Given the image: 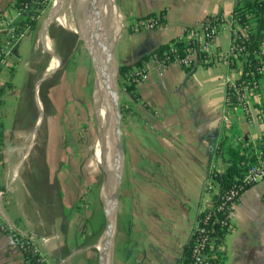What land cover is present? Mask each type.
I'll return each instance as SVG.
<instances>
[{"label":"crops","instance_id":"obj_1","mask_svg":"<svg viewBox=\"0 0 264 264\" xmlns=\"http://www.w3.org/2000/svg\"><path fill=\"white\" fill-rule=\"evenodd\" d=\"M13 1L0 0V17L13 16ZM242 1L249 0H115L123 18L115 60L119 67L135 66L206 18L231 17ZM161 11L166 24L133 32L137 19ZM230 46L231 32L222 30L216 47L228 53ZM56 56L40 31L29 29L0 64V264H86L85 252L77 253L83 248L76 231L67 229L63 233L69 236L59 241L56 221L46 223L45 207L52 204L55 180L59 186L65 170L62 162L54 167L52 148L41 144L45 123L55 112L64 121L67 113V107L47 104L44 90L64 69ZM55 61L60 64L52 69ZM147 68L136 90L139 99L126 95L122 101L126 177L112 264H179L199 215L212 203L216 189L208 187L214 185L210 173L220 142L235 137L234 145L255 144L264 136V120L254 108L252 126L239 109L225 120L226 79L236 76L224 60L198 61L189 69L176 63L163 71ZM262 95L264 100V77ZM14 228L39 237V252L30 260L15 242ZM220 250L226 253L224 264H264V179L240 196Z\"/></svg>","mask_w":264,"mask_h":264},{"label":"rangeland","instance_id":"obj_2","mask_svg":"<svg viewBox=\"0 0 264 264\" xmlns=\"http://www.w3.org/2000/svg\"><path fill=\"white\" fill-rule=\"evenodd\" d=\"M67 1L68 4L71 2ZM48 3L47 9L39 19L37 30L40 33L44 21L53 9L54 0H49ZM68 4L65 13L68 24H71L74 22L75 13ZM11 12L14 15L15 10L12 9ZM81 12L80 19L84 15L83 11ZM48 35L53 43L51 51L63 59L64 69L55 74L52 87L48 85L44 89L47 104L55 105L57 110L62 109L61 105L67 107V113L63 121L61 115H57L54 110L53 121L45 123L48 132L46 131L41 143L52 148L54 167H60L62 162L65 169L63 178L61 175L58 177L59 186H56L55 180L52 204L47 203L45 207L48 219L46 223L48 225L56 221L59 241L69 236V233H63L67 229L70 232L76 231L80 245L77 244L86 248L97 243L105 227L103 194L107 165L106 160L103 161L102 133L94 98L97 79L90 58L86 57L83 36L71 32L56 20L50 24ZM61 73H64L66 78H63ZM120 90L122 104L126 94L121 88ZM65 171H68V175ZM48 235L54 237V234ZM84 257L86 264H99L100 256L97 250L85 251Z\"/></svg>","mask_w":264,"mask_h":264},{"label":"trees","instance_id":"obj_3","mask_svg":"<svg viewBox=\"0 0 264 264\" xmlns=\"http://www.w3.org/2000/svg\"><path fill=\"white\" fill-rule=\"evenodd\" d=\"M49 0H14L12 9L23 10L22 15L17 19V24L26 30L36 31L39 26V19L49 5ZM234 22L231 28L236 30L237 25L241 29H246L248 33L243 35L238 30V36L233 42L234 49L229 51L227 60L229 61V70L241 69V77L237 79L238 87L252 86L258 82L261 77L259 71L264 68V0H249L238 3L233 10ZM5 16L0 17L3 19ZM212 22L219 21L222 16L208 17ZM160 20L161 24H166V13H152L146 17L139 18L138 24L133 32L142 30L143 24L146 22H156ZM242 32V31H241ZM190 40L187 35L182 39H174L169 43L162 44L157 47L151 54L143 57V59L135 66L123 65L119 67V85L126 95L138 100L139 95L136 93L138 84L147 74L148 64L152 59L162 60L167 56L175 58L186 57L190 48ZM240 49H243L240 52ZM219 51V50H218ZM220 52V51H219ZM207 65V64H204ZM11 85V84H10ZM227 96L230 100V107L238 105L234 96V89L226 88ZM1 94V92H0ZM253 110H261L264 120V100L254 104ZM122 113L125 107L121 104ZM253 114H249L248 119ZM230 130L232 136H236L237 132L234 128ZM236 134V135H235ZM238 136V135H237ZM235 137H227L223 139L216 150L217 164L210 173L215 185L216 191L212 197L210 208L201 212L199 215L198 225L207 231L209 242L205 246L204 252H208L209 264H224L226 261V253L220 250L224 245L225 236L229 231V204L225 201L232 190H238L239 196L253 185L244 183V178L249 168L255 165L260 155H264V136H262L255 144L248 142L236 143ZM235 141V142H233ZM3 145V133L0 126V146ZM220 162V165L218 164ZM222 207V209H220ZM79 211V206H77ZM203 237L200 231L195 230L190 243L185 247L183 259L179 264H194V247L196 241ZM27 260L33 257V253L28 251L25 253Z\"/></svg>","mask_w":264,"mask_h":264},{"label":"built area","instance_id":"obj_4","mask_svg":"<svg viewBox=\"0 0 264 264\" xmlns=\"http://www.w3.org/2000/svg\"><path fill=\"white\" fill-rule=\"evenodd\" d=\"M23 10L15 9V13L13 16H6L3 19H0V64L2 61L12 53L20 39L22 38L24 34V29L21 25L17 24V19L22 15ZM234 22L233 16L229 18L222 17L219 21L212 22L210 19H205L200 25L196 27H192L186 30V35L188 39L190 40V48L188 51V55L186 57H179L176 56L175 58H172L171 56H167L166 58L162 60L152 59L149 64L160 71L165 70L170 64L176 63L181 65L185 68H192L196 62H200L204 64H210L213 61L216 60H224L227 65H229V61L227 60V56L229 51H232L234 49L233 42L236 39V36H238V30H240V33L243 35H246L248 31L246 29H241L240 26L237 25L236 30H233L231 28V24ZM160 20H157L156 22H145L142 26L143 30H151L155 29L159 26H161ZM222 30H229L231 32V46L228 51V53H222L219 52L216 47V40L219 35V33ZM242 31V32H241ZM243 49H240V52H242ZM148 64V65H149ZM231 73H234L236 76L235 80H231L229 77L226 79V87H231L234 89V96L237 99L238 105L235 107H230V100L229 97L226 95L225 99V107H226V114H225V120L227 122H230L233 111H236L237 109L242 110L244 112V118H246L250 126H252L254 123H251V118L248 119V115L251 114V109L254 108V104L261 102L263 100L262 95V79L264 77V68H262L259 73L261 77L259 78L258 82H256L254 85L248 87H238L236 85V81L238 78L241 77V69L236 70L233 69ZM146 75L143 77L145 79ZM142 79V80H143ZM257 111V118L259 120L263 119V114L261 110ZM215 166H213L214 168ZM264 179V155H260L258 158V161L255 165L251 166L249 170L247 171L244 183L247 185H255L259 183L261 180ZM215 185H210L208 187L209 192L215 190ZM241 196V195H240ZM238 190H232L230 194L228 195L225 204H229L230 212L228 217V223H229V229L231 227V216H232V210L234 206L236 205L237 201L240 198ZM210 208V205L207 207V209ZM222 209V207H220ZM206 210V209H205ZM204 210V211H205ZM197 231H200L203 234V237L200 238L198 241H196L195 247H194V264H209L207 261L209 258L208 252H204L205 246L209 242V236L207 234V231L203 228H201L197 224V228L195 229ZM12 234L15 242L19 245V247L23 250L24 253L30 251L33 254H36L39 252L38 249V242L39 237L35 234L30 233H23L19 231L18 229H12Z\"/></svg>","mask_w":264,"mask_h":264},{"label":"water","instance_id":"obj_5","mask_svg":"<svg viewBox=\"0 0 264 264\" xmlns=\"http://www.w3.org/2000/svg\"><path fill=\"white\" fill-rule=\"evenodd\" d=\"M105 2L106 0H90L88 14L85 16L86 31L82 39L86 57L90 58L96 79L99 78L103 82L107 95L106 118L110 125L108 148L110 147L111 154L108 164H106L104 182V192H107V199L104 203L105 227L95 245L78 250L77 253L97 250L100 256L99 264H112L121 193L126 177V153L122 126L123 113L120 102L119 65L114 55L111 57V63L116 64L117 69L110 78H107L104 66L103 6ZM79 11H74L75 19L78 17Z\"/></svg>","mask_w":264,"mask_h":264},{"label":"bare ground","instance_id":"obj_6","mask_svg":"<svg viewBox=\"0 0 264 264\" xmlns=\"http://www.w3.org/2000/svg\"><path fill=\"white\" fill-rule=\"evenodd\" d=\"M90 0H71L69 3L73 9V11H79L78 17L74 22L68 24V19L65 13L66 5L68 4L67 0H54L53 9L50 12L48 18L44 21L43 29L41 30V37L45 43V46L48 51L52 50V43L49 40L48 28L50 24L56 20L62 26L67 27L71 32H76L81 37L85 34V20L86 15L88 14V6ZM68 4V5H69ZM83 11V18L80 19V12ZM103 25L105 29V46H104V54H105V73L107 78H110L114 71H116V64L111 63V57L113 55V47L115 43L118 41L122 27H123V18L118 10L115 0H106L103 6ZM54 54V53H53ZM57 57V56H56ZM58 59V57H57ZM60 63L55 61L53 63L52 69L58 67ZM94 98H95V106L97 108L100 129L102 133L101 144L102 151L104 153L103 161L106 160L105 165L108 164L109 157L111 154L110 147L108 148V138H109V122L106 118V110H107V95L106 90L103 85V82L98 78L97 83L94 90ZM107 157V158H106ZM20 165V164H19ZM110 168V166H109ZM14 169V168H13ZM107 199V192L105 191L103 194V200Z\"/></svg>","mask_w":264,"mask_h":264}]
</instances>
